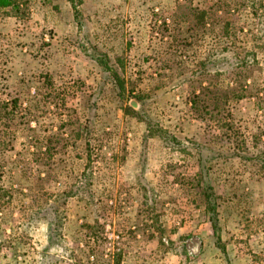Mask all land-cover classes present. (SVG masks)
<instances>
[{"label":"rangeland","instance_id":"1","mask_svg":"<svg viewBox=\"0 0 264 264\" xmlns=\"http://www.w3.org/2000/svg\"><path fill=\"white\" fill-rule=\"evenodd\" d=\"M7 2L0 98L20 114L0 123V264H264V0ZM192 7L204 27L181 19ZM247 62L246 98L192 108ZM197 144L221 153L219 245ZM51 205L56 244L36 215Z\"/></svg>","mask_w":264,"mask_h":264},{"label":"trees","instance_id":"2","mask_svg":"<svg viewBox=\"0 0 264 264\" xmlns=\"http://www.w3.org/2000/svg\"><path fill=\"white\" fill-rule=\"evenodd\" d=\"M7 1L8 0H0V6L5 7L6 5H10V2H7ZM69 2H71V4L74 6L76 10V13H78L77 6H76L77 5L76 0H69ZM260 7L264 11V5ZM191 10H192V13H189L188 16L185 15L184 13H181V19L187 20L189 15H193L195 16V19L197 20L196 25L204 27L205 23L206 24L208 23L206 21V18H209L208 16L209 12L202 11V10H199L193 7L191 8ZM211 23L213 24V22ZM250 54L252 53H248L246 56L248 57ZM248 59L250 58H247L246 61ZM96 60L103 67H107V63L105 62V60L107 59H104L102 57L100 58L96 57ZM252 60H253L252 64L255 63L256 60H254L253 58ZM207 64L208 63L203 62L201 63V66H200L205 74H208ZM249 65H250L249 62H247L241 67L242 71L239 72L240 75H239L238 80H233L234 81L233 83H230L231 81H229L227 85L225 84L221 85V86H225V88H222V90L224 89L222 92H219L221 88H217L214 91H210L209 88H205L203 86V82H201L200 83V93H198L196 89H193V91L189 95V103L191 104L192 108L193 107L197 108L200 105V103H202L203 101H212L213 103L216 102L215 103L217 105L216 109H218L219 111L226 105L229 106L232 103L239 102L243 100L244 98H246L247 92L249 91V87L247 86V80H246L247 73L250 74L252 72L251 70H248ZM114 79L116 80V78ZM117 84H118L120 91H122L123 90L122 88L124 85L123 82L120 81ZM209 94L210 96H207ZM19 108L20 107H19L18 99L14 98L12 100H8L6 98H0V123H2L3 121H10V123H15L18 117V114H20ZM27 127H29L30 131H33L29 123ZM51 140L52 138L46 139V141H48L49 143H47L45 152L42 154L43 157L46 159V161L48 160L51 161V158H53V155H54L53 153L54 148H52V145L50 142ZM196 147L199 150L200 155H201L200 173L198 175V178H199L200 186L201 185L203 186H202V189L200 190V194L202 196V201L205 206L206 215L208 217L209 222L212 225L214 236L217 237V243H218L221 241V238L219 235L220 227H219L218 201H217V196L215 194L214 187L212 186L209 180L210 168L208 167V165L214 160H216L218 157H220L221 153L213 149L204 148L203 146L199 144H197ZM205 150L206 152H209L211 154V155H208V158H204L202 154V152H204ZM87 175L88 174H85V176ZM67 196L72 197L71 193L67 194ZM58 208H59V205L57 206L51 205L49 208H45V209H42L36 212V215H38L39 217H44V216H47V214H51L53 218V221L48 224V238H49L50 244H56L57 242L64 240V236L62 235L63 223H61L60 221L59 222L54 221V220H62L59 218Z\"/></svg>","mask_w":264,"mask_h":264}]
</instances>
